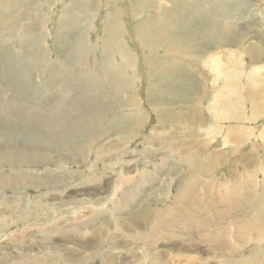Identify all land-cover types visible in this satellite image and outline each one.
Listing matches in <instances>:
<instances>
[{"label":"rangeland","instance_id":"1","mask_svg":"<svg viewBox=\"0 0 264 264\" xmlns=\"http://www.w3.org/2000/svg\"><path fill=\"white\" fill-rule=\"evenodd\" d=\"M12 1L0 0V10ZM137 1L38 2V8L46 3L51 8L48 26L21 27L18 35L13 19L0 22V264H103L108 259L109 264H151L152 257L155 264H231L234 253L215 263L219 252H207V246L222 239L237 247L239 264H264V106L246 104L245 115L232 120L228 104H210L216 120L231 121L224 128L206 125L205 104L197 110L160 108L167 88L189 90L192 55L187 50L195 35L187 27L219 21L224 25L219 31L226 35V28L237 26L226 38L230 43L244 38L247 69L257 58L249 46L261 37L264 48V27L251 22L244 34L245 20L234 19L263 18L264 2ZM17 5V11L25 7ZM158 5L161 14L153 9ZM115 10L120 46L133 56L127 84L103 72L104 53H111L104 26ZM225 17L234 19L225 22ZM142 34L157 43L177 39L186 49L174 47L169 61V55L159 54L164 46L157 44L149 66ZM163 67L184 73L161 75ZM46 69L48 75L41 76ZM62 69L64 75L56 76ZM260 69L253 66L249 74L252 92ZM158 86L159 98L149 93ZM145 91L149 95L143 103ZM234 127L240 135L230 133ZM16 144L49 145L50 157L36 156L33 148L16 149ZM27 151L33 154L28 164L23 159ZM20 172L35 186L22 187ZM194 186L203 198L200 204ZM223 186L229 195L221 191L225 196L216 199ZM196 210L208 218L200 226L206 229L202 237L192 229H155L159 216L192 219ZM191 235L197 236L189 240ZM193 243L197 250L183 251Z\"/></svg>","mask_w":264,"mask_h":264},{"label":"crops","instance_id":"2","mask_svg":"<svg viewBox=\"0 0 264 264\" xmlns=\"http://www.w3.org/2000/svg\"><path fill=\"white\" fill-rule=\"evenodd\" d=\"M47 1L48 0H39V1L32 0V2L20 1L18 3L16 2V0H13L12 3L8 2L6 4H3L4 9L0 10V14L4 13L3 16L4 18L2 19V16L0 15V22L4 21V23H6L7 19L8 20L13 19V24L11 25V27L16 28L15 35H18L17 31L18 30L20 31L21 27H27V29L30 30H37L39 28L43 29L47 27L48 23L51 21L52 11L47 4L43 5V7L41 8H38L37 3L38 2L44 3ZM225 2H226L225 0H217V3L220 5H222ZM16 4L18 5L23 4V6L25 5V7H22L20 10L17 11ZM30 4H34V5L36 4L35 8L26 9L27 6H29ZM6 10L9 11L6 12ZM10 22L12 23V21ZM183 26H187V25H183ZM221 27L224 28V25L219 21L211 22L209 24H202L200 27L199 26L193 27L191 25L187 27L188 29L191 30V33L195 35V37L192 36V41H190V47H189V53L191 52L192 55V58L189 60V66H190L188 68L189 71L187 72L189 77V84H188L189 90L188 92H186V91H177L175 89L170 90L167 88L165 90V100H164L165 104H160V108L161 107L165 109L186 108V109L197 110L199 107L198 104H205V112L207 113L206 125H218L224 128L225 124H230L231 121L229 119L216 120L210 111V104H228L227 107L230 109V112H232L234 116H237V114H239V117L243 116V114L245 115L246 104H262V106H264V65H263L264 48H262V43H263L262 38L259 37L254 44L255 46L254 48L256 49L257 52V58L254 61L252 67L260 66L261 69H260V73H258L259 79L253 85V92H252L251 91L252 81L249 75L252 67H248L247 69L243 68V62L245 59V48H243V45L245 44L244 38H237L233 43L227 42L226 35L228 36L230 34L229 29L235 31V28H237V26L235 27L232 26V28H226L225 29L226 35H224L223 32L219 31L220 29H222ZM205 32H207V34L203 35ZM36 33L37 32H35V34ZM26 42L32 44L30 38H28ZM52 50H53V56H57L58 54L55 52V49L52 48ZM171 56L173 55L169 54L168 56L169 61L172 59ZM213 58L217 59L219 64L220 62L222 63L220 65L219 64L217 65L219 67L217 73H215V71L213 70L212 63L208 62V60H211ZM60 59H62V57ZM158 59L161 60V57H159ZM33 62L36 63L35 66H37L36 67L37 69L38 61L34 59ZM40 65L43 66L44 65L43 62ZM35 66L32 65V68ZM220 67L223 69L221 70ZM165 69L166 68L163 67V70H161L162 73L161 75H163L164 72L167 73L172 72L174 74L171 73L169 75L176 77L177 75L182 76L184 73L182 71H176L175 69H168L167 71ZM47 70L48 69L45 70V73L44 72L40 73L42 74L41 76L48 75ZM63 71H65V69H62L61 72L56 74V76L58 75L63 76L64 75ZM167 73L165 74V76L167 75ZM224 81L227 82V86L224 85L225 84ZM259 84L260 85L262 84L261 91L258 90ZM159 91H161L160 86H158V90L156 92H149V93L150 94L153 93L155 97L158 96L159 98L161 97V92ZM145 95L148 96L149 94H147L146 91L145 93L143 92V103H144ZM181 104H185V105L183 106ZM120 108H123V106H121ZM126 109H130V108L127 107ZM241 110H242V114H240ZM256 114L257 113H255L253 117H255ZM232 120H237V118H232ZM206 129L208 130L209 128L207 127ZM240 132L241 131L239 127H234L233 132L230 133H232L233 135H240L241 134ZM224 136L225 133L223 132L221 134V137H219V139L222 140ZM231 143L232 142L227 143V145ZM251 173L253 174L255 172H249V174ZM231 178H235V175L233 173L231 174ZM247 178L248 177L246 176L244 180H246ZM239 187L240 185H237V188ZM176 191L177 188L174 189L175 194ZM221 191L225 195L228 194L226 191V186H223L220 188L218 194H214L216 199L225 196V195L222 196L220 194ZM177 234L179 235V233L175 232V235Z\"/></svg>","mask_w":264,"mask_h":264},{"label":"bare ground","instance_id":"3","mask_svg":"<svg viewBox=\"0 0 264 264\" xmlns=\"http://www.w3.org/2000/svg\"><path fill=\"white\" fill-rule=\"evenodd\" d=\"M90 1V0H89ZM108 1V0H107ZM140 1H144V0H138V5L140 4ZM157 2V1H156ZM260 2V1H258ZM262 2V1H261ZM264 2V0H263ZM94 3V2H93ZM136 3V2H135ZM163 3V2H162ZM207 3V1H206ZM47 4V3H46ZM95 4V3H94ZM138 5L136 6L134 12H138L139 11V8H138ZM21 6V5H20ZM209 6V5H208ZM2 7V6H1ZM6 7V6H5ZM153 7V6H152ZM154 11H155V14H158L163 11V7L161 5H158L156 7L153 8ZM152 9V10H153ZM254 9V8H253ZM252 9V10H253ZM252 13V12H251ZM255 14V13H254ZM149 15V14H148ZM222 18V17H221ZM232 19L234 18H230V17H225L223 20L225 22L227 21H232ZM119 14L117 12V10H115L113 13H110L109 14V19L106 21L105 23V30H106V33H105V36H106V43H108V48L110 49L111 53L110 55L104 53V60H105V68H103V72L105 73V76L106 77H109L110 80H115L117 83H126L127 82V67H129V64L132 63L133 61V56L131 54L128 53V51L126 50L125 47H121L120 45L123 44L121 39L118 38L119 35H122V33H120V31L118 30L120 28V23H119ZM235 22L236 20H245V24L242 25V29L244 30V34H245V28H247L250 24H253L251 22H256L259 24L260 27H264V17L261 18V19H256L254 15L251 16L250 19H242V18H235L234 19ZM152 22V21H150ZM114 27V29L112 28ZM122 27V26H121ZM159 27V26H158ZM113 30L115 31V33H113ZM141 31L143 32V28L142 27H138L137 28V31ZM230 31V30H229ZM242 33V32H241ZM146 34V33H145ZM236 34H239V33H236ZM141 39H140V44L143 48H146L148 49V53L146 55V63L150 65H152L153 63V60H154V56H153V51L155 50V48L157 49L158 48V45L159 46H164L163 48V53H161V56H166V55H169L170 54V51H172V49L174 47H177L178 45H180V42L179 40L177 39H169V40H164V41H159L158 43L155 41V40H149V41H146L144 40V35L142 34L141 36ZM152 37V36H151ZM161 38V37H160ZM105 39L101 40L104 41ZM163 39H166L165 37H163ZM158 41V40H157ZM117 44L118 46H115L114 44ZM189 43V42H187ZM158 44V45H157ZM110 46L112 47V49L110 48ZM253 46V47H252ZM141 47V48H142ZM178 47H182L180 48V51H184L186 48L183 47V46H178ZM187 47V46H186ZM255 46L254 45H251L249 46V48H251L250 50L253 51L251 56H254V48ZM188 48V47H187ZM183 53V52H181ZM186 53V52H185ZM187 53H189V49L187 50ZM110 56V58H109ZM208 62H211L212 65H213V70L215 71V73H217V71L219 70V67L217 66L219 64L218 60L213 58L211 60H208ZM207 62V63H208ZM220 64H222L220 62ZM219 64V65H220ZM207 65V64H206ZM147 66V65H146ZM221 68V67H220ZM223 68H221L222 70ZM130 70V69H128ZM220 70V72H221ZM154 69L150 70L148 72V75L150 76L152 73H153ZM211 71V70H210ZM96 73H98L97 71H95ZM134 73V72H133ZM101 78V77H99ZM102 81V80H101ZM105 81V80H104ZM106 82V81H105ZM107 84H109L108 82H106ZM127 84V83H126ZM111 86V84H109ZM157 85V84H156ZM117 86H120V87H126V85H120L118 84ZM116 86V87H117ZM253 109V108H252ZM100 117V116H99ZM23 118V117H21ZM30 117H26V118H23V119H29ZM227 118H236V116H234L232 114V112H229L227 114ZM141 119V118H140ZM184 123V122H183ZM124 137V136H123ZM127 138V137H126ZM75 139V138H74ZM121 145V144H120ZM29 148V149H32L35 151L33 154H35L36 156H45V157H50V146L47 145V146H40L38 144H34L33 146L31 145H18L16 144V149H20V148ZM58 149H60L58 146H57ZM28 153H26L24 156V162L25 163H30L31 160V156L33 155H29L31 154L30 151H27ZM21 173V172H20ZM147 175V174H145ZM144 175V176H145ZM95 176V175H94ZM143 177V176H142ZM94 177H92L93 179ZM89 179V178H88ZM20 181H21V184H22V187H24L25 185L27 184H30V185H33L35 186V184L30 180V177L28 174L26 173H21V178H20ZM195 187V186H194ZM197 187L194 188V196H195V199H196V202L198 204L202 203L203 202V198L202 196L198 195L199 193V189L197 190L196 189ZM196 192V193H195ZM200 197H198V196ZM202 195V193H201ZM121 201V200H119ZM123 202V201H122ZM121 202V203H122ZM205 207V206H204ZM115 213V212H114ZM197 220H200V221H197ZM205 221V222H204ZM202 222H204V225L208 222V218L203 214V211L202 210H196V212L194 213L192 219H183V220H178L176 218H164L162 216H159L158 217V226L155 227L156 230H163V231H168L170 228L171 229H177V230H195L198 232L197 235H199L198 237H202L206 232V229L204 228H201V224ZM145 224V223H144ZM144 226V225H143ZM197 235H191L189 237V240L193 237V236H197ZM244 237V234H242L240 236V240ZM25 239V238H24ZM19 245V244H18ZM199 247L197 246L196 243H193L192 245L188 246L186 245L183 249L184 252H191L193 249L197 250ZM27 249V248H26ZM207 249V252L210 253V254H215L216 252H219L217 258H216V262L215 263H221L223 261V259L221 260V258H224L226 257V253H234L235 254V259L234 261L231 263V264H239L240 262V259H237V256H238V253H237V247L233 244L230 243V240L228 239H222L220 240L218 243H215L213 245H210V246H207L206 247ZM186 256H188L187 254H185ZM180 257H183V255H181ZM180 257H178L180 259ZM34 258V257H33ZM46 258V257H45ZM177 258V263L180 262V260ZM182 259V258H181ZM184 259V257H183ZM190 260V259H189ZM151 261V264H155L157 262V259L156 257H152L150 259ZM189 262V261H188ZM110 263V260H104L103 261V264H109ZM190 264V263H188Z\"/></svg>","mask_w":264,"mask_h":264}]
</instances>
